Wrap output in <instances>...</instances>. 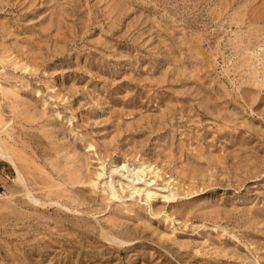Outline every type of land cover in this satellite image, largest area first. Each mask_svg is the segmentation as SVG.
<instances>
[{
	"label": "rangeland",
	"instance_id": "1",
	"mask_svg": "<svg viewBox=\"0 0 264 264\" xmlns=\"http://www.w3.org/2000/svg\"><path fill=\"white\" fill-rule=\"evenodd\" d=\"M0 264H264V0H0Z\"/></svg>",
	"mask_w": 264,
	"mask_h": 264
},
{
	"label": "bare ground",
	"instance_id": "2",
	"mask_svg": "<svg viewBox=\"0 0 264 264\" xmlns=\"http://www.w3.org/2000/svg\"><path fill=\"white\" fill-rule=\"evenodd\" d=\"M0 160L4 161L5 163L9 164L11 167H13L15 174H16V179L18 182L23 183V179L22 176L18 170V168L16 167L15 163L13 162V159L0 148Z\"/></svg>",
	"mask_w": 264,
	"mask_h": 264
},
{
	"label": "crops",
	"instance_id": "3",
	"mask_svg": "<svg viewBox=\"0 0 264 264\" xmlns=\"http://www.w3.org/2000/svg\"><path fill=\"white\" fill-rule=\"evenodd\" d=\"M1 171V170H0Z\"/></svg>",
	"mask_w": 264,
	"mask_h": 264
}]
</instances>
